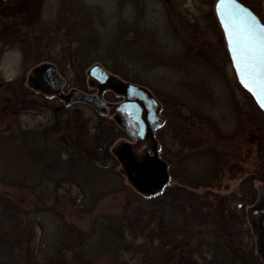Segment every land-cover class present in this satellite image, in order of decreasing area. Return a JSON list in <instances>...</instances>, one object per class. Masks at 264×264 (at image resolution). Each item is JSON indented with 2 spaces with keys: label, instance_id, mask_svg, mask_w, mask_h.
<instances>
[{
  "label": "rangeland",
  "instance_id": "374dc122",
  "mask_svg": "<svg viewBox=\"0 0 264 264\" xmlns=\"http://www.w3.org/2000/svg\"><path fill=\"white\" fill-rule=\"evenodd\" d=\"M216 1L83 0V6L94 11L102 39L94 52L116 64L119 72L96 60L80 75L66 56L64 37L56 28L64 0H31L21 8L20 0H0V243L13 246L20 264H203L201 256H209L206 245L213 239L211 234L204 237L205 232L218 228L223 234L247 233L244 217L226 207L230 192L239 191V180H231L226 170L222 188L214 183L211 188L194 185L187 187L190 195L178 196L177 190H187L173 176L167 184L168 195L143 201L134 195L138 200L132 202L134 198L128 199L126 193H117L96 208L73 205L82 192L77 184L63 178L59 159H66L74 148L94 151L99 140L115 132L119 136L110 148L116 156L120 160L123 156L132 158L135 165H141L155 161L151 140L130 139L117 127L112 112L60 101L52 91L34 89L29 83L36 68L50 63L64 78L66 92L84 86L88 89L93 81L88 71L99 64L115 78L146 87L160 103L166 100L168 108L180 110L183 117L211 119L214 128L226 136L236 137L242 131L238 141L244 142L245 153L249 148L243 166L246 173L254 175L255 185H260L263 182L257 177H264V111L238 80L215 12ZM247 1L244 4L264 23V0ZM12 22L18 28L15 30L27 37L10 40L7 28ZM118 39L129 48L116 62L113 46ZM18 79L36 97L40 94L41 99H47L48 105L12 108L8 99H14V94L6 85ZM161 136L164 143L156 134L161 152L171 159L182 143L170 129ZM194 154L198 156H187L183 162L191 178L215 169L206 149L194 150ZM114 168L128 185L130 178L121 162ZM131 185L128 192L133 193ZM129 202L131 211L148 207V212L138 218V224L133 220V227H125L126 247L117 251L98 242L102 234L96 219L123 213ZM161 204H165V211L158 210ZM213 219L219 224H212ZM65 220L88 232L86 239L91 240L84 241L86 247L75 239L72 243L59 241ZM5 230L7 235H3ZM188 241L189 246L185 245ZM237 241L239 255L249 253L252 241L246 236Z\"/></svg>",
  "mask_w": 264,
  "mask_h": 264
},
{
  "label": "trees",
  "instance_id": "16d2710c",
  "mask_svg": "<svg viewBox=\"0 0 264 264\" xmlns=\"http://www.w3.org/2000/svg\"><path fill=\"white\" fill-rule=\"evenodd\" d=\"M82 1L83 0H64L60 5V19L59 22H57L56 28L61 37H64L62 43H64L63 50L66 53V56L71 60L72 66L80 75H83L86 68L96 60H99L108 68L119 72L116 64L102 59L97 53L95 54L94 49L98 48L102 39L99 37V33L96 29L95 18L93 15L94 11L83 6ZM241 1H243V3L245 2V4L248 3L247 0ZM20 2H22V5L19 8L23 7L25 4H29L31 0H20ZM13 25L14 24L7 28L10 37L13 38L10 40L17 42L20 38L27 37L24 32L15 30L18 28H13ZM16 36L18 39H16ZM119 39L117 44L113 46V49H115L113 54H115L116 62L121 61L120 58L122 52H127L125 49L129 48V46H125V44L121 45L122 42L120 41L121 43H119ZM22 42L27 41L22 40ZM122 47H124V50ZM92 54L94 55L93 57ZM109 64L113 65L110 66ZM116 81L118 83L123 82L120 78H116ZM6 87L8 88V91H11L12 94H14V99H8L9 105H11L12 108L22 107L23 109H38L41 108V104L48 105L47 99H41L42 97L40 94L38 95L39 97H36L34 91L32 92L29 89H26L22 80L18 79L13 83H8ZM33 88L37 90L39 88L41 91L40 87ZM162 101V111L164 112L165 123L163 127L157 131L159 140L161 143H164V138L161 136V132L170 129L176 132V138L182 143L173 160L168 159V155L165 151L161 152V155L164 157L163 159L168 164L172 165L171 171L174 178H179V185L182 188L186 187L187 191L177 190L175 192L178 196L190 195L187 187H194V185L198 187H208L211 185L210 182L216 178L215 173H207L203 177L199 176L197 178H191L189 173L185 172L188 170L183 162L187 156L194 157V150L203 148L210 152V154H208L210 157L207 159L216 164L214 167L215 169L211 170H216L219 163H222V168L226 169L225 165H229L227 169L232 170V163L236 160L241 161V158L243 157L241 156V153L237 152V148L235 150L232 148L233 135L226 136L222 134L219 136V133L216 132V128L213 126V120L202 119L198 115H192L190 118L183 117L180 110L168 108L169 103L164 99H162ZM118 136L119 135H115V132H110L106 139L98 141L96 150L84 151L74 148V150L68 152V157L66 159H59L57 161L61 162L60 165L63 167V178L77 184L81 189L82 198L80 200H77V198L73 199V205H75L76 202L77 205L82 208H96L102 200L117 193H126L128 199L129 197L136 195L138 198H142V201L143 199H153L157 195H168V192L171 193L169 185L165 186L161 192L153 195L141 194L135 190V188L133 193L128 192L131 190L129 186L132 183L128 181L130 184H128V186L123 180L121 174H119L114 168V164L118 161V158L114 153L113 148H110L113 146L112 144ZM220 137L221 141L219 140ZM35 138L37 139V137H34V139ZM219 144L222 145L221 152L220 150H217ZM227 148H231L229 153L226 152ZM186 151L190 155H186ZM96 157H99V159H96ZM54 161L56 162V160ZM51 164H54V162ZM208 170L210 171V169ZM193 179L196 183L192 182ZM132 198H134L132 199V202L138 200L137 197ZM130 205L131 202L125 206V211L119 215H103L96 219V225L98 226L99 232L102 234L97 237L98 242H103L109 248H114L117 251L124 246L126 247V239L124 237L125 227L129 225L130 227H133V223H130L133 220L135 221V224H138V218H142L141 216L146 215L148 212V207H142V209H135L134 207L131 211L130 209L132 207ZM65 208L66 207H63L62 209ZM158 210L165 211V204H161V207H159ZM60 213L62 218H66V213L63 211H60ZM86 233L88 232H85L81 227L75 225V223H70L65 220L63 234L60 236L59 241L66 243V240L68 239V243H72L75 239L76 243L79 242L80 246L84 248L87 246V243L84 241L91 240L86 239L89 236L86 235ZM7 234L8 233L5 230L3 235ZM1 242L3 243H0V264H20L17 255H15L16 251H14L13 246L7 245L8 243L5 244L4 241ZM94 242L97 243V240L95 239Z\"/></svg>",
  "mask_w": 264,
  "mask_h": 264
},
{
  "label": "water",
  "instance_id": "95a60500",
  "mask_svg": "<svg viewBox=\"0 0 264 264\" xmlns=\"http://www.w3.org/2000/svg\"><path fill=\"white\" fill-rule=\"evenodd\" d=\"M219 0L215 3V12L219 23L224 32L226 45L228 52L232 60V54L229 48V41L225 34L224 26L220 18V12L217 5ZM236 4L243 9H247L252 15H254L259 23L264 24L258 15L247 5L240 0H236ZM228 9H225L227 15ZM237 17L236 21L240 27H243L247 21V14L236 9ZM233 63V60H232ZM236 71L235 65L233 63ZM36 77L45 82L49 88L53 89L61 97L63 96L62 88L65 84V80L58 71L57 67L53 64H44L34 70ZM239 82L240 77L236 71ZM88 75L97 80L100 84L101 90L104 88H111L113 84V77L109 72L101 65L97 64L91 67L88 71ZM241 85L253 96L256 103L264 111V107H261L256 97L248 88L241 83ZM117 92L125 96V100L115 104L116 114L114 116L116 122L126 131V133L134 139L144 140L147 137L153 143V151L155 161L135 165L132 158L123 156L121 163L126 169L130 181L135 185L136 189L144 195H151L160 192L167 185L169 181V175L167 171V165L165 161L160 160L158 156V142L155 140L154 131L163 126L164 117L160 114L161 107L160 101L147 89L146 87L125 83L118 85ZM66 98L69 102L83 101L92 105L94 108L100 111L108 110L110 105L102 98L101 92L95 95H88L81 90L72 89ZM137 172L139 174H137ZM264 229V228H263Z\"/></svg>",
  "mask_w": 264,
  "mask_h": 264
},
{
  "label": "flooded vegetation",
  "instance_id": "af4514ba",
  "mask_svg": "<svg viewBox=\"0 0 264 264\" xmlns=\"http://www.w3.org/2000/svg\"><path fill=\"white\" fill-rule=\"evenodd\" d=\"M13 24V22L11 23ZM11 27V26H10ZM15 26L13 25V28ZM115 81V80H114ZM112 84L111 88H104L101 90L100 84L93 80L91 81V86L88 87V89L84 87H80L77 89L83 91L84 93L88 95H95L101 92L102 98L109 103L110 107L108 110L105 111H98L93 106L80 101L75 102H68L66 99V95L68 92L64 90L65 85L63 86V96H57V98L60 101H67L69 104L74 103H81L87 106H90L91 108L95 109L98 112H112L113 116L115 115V104L125 100V96L118 93L117 89L119 88L118 83L115 81ZM30 84L33 85V87H40L41 91H52L53 89L49 88L48 85L45 82L40 81L38 78L35 77V79H32L29 81ZM76 89V88H75ZM54 91V90H53ZM52 91V92H53ZM54 93V92H53ZM120 126V125H119ZM117 127L121 129L122 127ZM62 128V127H61ZM122 131L125 132L124 129ZM173 131V130H172ZM174 132V131H173ZM216 132L219 133V136H221V132L216 129ZM243 134L242 131L239 134H236V137L232 139V148L235 150L237 148V152L241 153V161H235L232 163V170L227 169L229 165H225L226 169L222 168V163H219L217 165L216 170H210L209 173H215V180H212L210 182V186L208 188H211L213 183L216 187L222 188V179L224 178L223 175H225L224 170L230 173L231 180H239V191H231V198L225 202L226 207L229 209H235L238 216H243L245 219V223H247L248 231L246 234H240L239 232H228L226 234L220 233V230L218 228L210 230V233L205 232L204 237H207L206 234L212 235L213 239L210 243H208L206 246L209 248V256L206 257V254L203 253L201 257H203V264H239L238 261L240 260L241 264H264V177L261 175L257 177L258 181L263 182L260 185H255V177L252 174L246 173L244 165V161L246 158H249V152L247 151L249 148H247L246 153L243 151L244 142L241 139V142L238 141L240 135ZM175 139V138H174ZM67 143H69V140L67 138L64 139ZM221 141V137L219 138ZM65 143V142H64ZM65 143V144H67ZM221 144L217 146V150L221 152ZM220 148V149H219ZM188 153V152H186ZM177 155V152L175 153L174 157L171 159L173 160L175 156ZM216 165V164H215ZM168 169V175L169 179L173 177L172 174V165H169L167 167ZM186 173H189V171H186ZM207 173V172H206ZM205 176V175H204ZM214 181V182H213ZM241 218V217H240ZM242 219V218H241ZM212 224L218 225L217 220H212ZM217 223V224H216ZM232 227V226H230ZM219 231V232H218ZM213 233V234H212ZM202 234V233H201ZM201 234H198L197 236H203ZM247 237L248 240L252 241V247L249 250V253H244L239 255V239H243L244 237ZM194 237V236H193ZM204 239V238H203ZM203 241L206 242V239ZM185 245L189 246L190 243H186ZM184 251H182L183 253ZM187 252V251H185ZM184 256V255H183ZM238 258V259H237ZM185 259V257H184ZM235 262V263H234Z\"/></svg>",
  "mask_w": 264,
  "mask_h": 264
},
{
  "label": "snow or ice",
  "instance_id": "6c2138e0",
  "mask_svg": "<svg viewBox=\"0 0 264 264\" xmlns=\"http://www.w3.org/2000/svg\"><path fill=\"white\" fill-rule=\"evenodd\" d=\"M217 8L240 81L264 107V24L237 5L236 0H219ZM238 8L247 14L243 27L236 21ZM225 9L229 10L227 15Z\"/></svg>",
  "mask_w": 264,
  "mask_h": 264
}]
</instances>
